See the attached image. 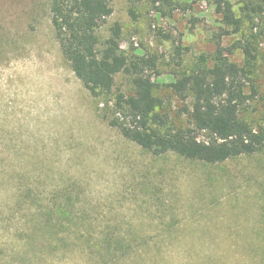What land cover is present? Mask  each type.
Segmentation results:
<instances>
[{"label": "rangeland", "instance_id": "obj_1", "mask_svg": "<svg viewBox=\"0 0 264 264\" xmlns=\"http://www.w3.org/2000/svg\"><path fill=\"white\" fill-rule=\"evenodd\" d=\"M174 1L164 15L152 0H111L112 12L97 22L98 47L119 25L120 48L155 55L154 79L165 83L211 65L226 30L222 45L254 92L242 117L254 127L264 123V13L252 10L262 0H228L237 31L216 12V0ZM48 14L46 0H0V264H94L85 239L46 248L22 212L5 219L14 189L3 178L20 173L41 193L64 183L72 190L71 216L91 222L84 238L105 230L128 237L131 250L109 264H264V146L213 164L142 149L103 117L112 97H92L75 77ZM245 44L250 57L238 47ZM117 89L131 90L122 74ZM157 94L173 113L175 97ZM59 231L58 239L81 235L71 224Z\"/></svg>", "mask_w": 264, "mask_h": 264}, {"label": "trees", "instance_id": "obj_2", "mask_svg": "<svg viewBox=\"0 0 264 264\" xmlns=\"http://www.w3.org/2000/svg\"><path fill=\"white\" fill-rule=\"evenodd\" d=\"M46 2L51 35L61 55L92 97H112V106H106L108 110L103 111V117L124 138L153 155L174 152L209 164L252 154L264 146V123L254 127L242 117L254 92L246 91L244 68L229 59L227 52L231 49L222 45V37L228 33L226 30L217 36L211 65L203 64L197 70L175 74L170 82L159 83L154 79L158 75L155 55L125 53L120 48L122 31L119 25L111 28L103 47H98L97 22L112 12L111 0ZM152 2L157 3L155 8L164 15L163 9L170 13L176 7L174 0ZM252 10L264 13V6L258 4ZM216 12L237 31L240 19L228 0H216ZM131 14L136 18L133 11ZM158 33L162 34L161 31ZM163 36L168 38V35ZM238 47L246 56L252 55L248 44ZM200 57L205 62L206 57ZM119 74L127 78L131 86L129 93L115 90V79ZM164 90L177 100L173 113L172 107L169 108L165 99L157 94ZM200 132L206 133L208 138L200 139ZM3 183L15 190L2 212L7 213L5 219L22 212L23 218L32 224L33 235L51 242H46V248L56 247L60 241H65L63 244L68 246L66 241L70 238L73 243L85 239V248L90 251L93 263L109 264L117 262L119 254L127 253L133 247L128 237H115L108 230L102 236L93 237L87 233L84 238L82 233L86 231L83 228L91 229V222H85L82 216H71L75 196L65 183L46 193H41L39 186L28 184L27 176L22 173L11 179L10 176L3 178ZM43 195L47 199H43ZM27 201L34 206L26 208ZM84 210L80 211L82 215ZM69 224L81 235L58 239L59 229L67 230Z\"/></svg>", "mask_w": 264, "mask_h": 264}]
</instances>
